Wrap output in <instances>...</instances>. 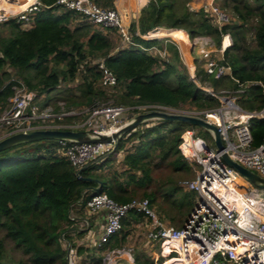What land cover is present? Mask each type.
<instances>
[{
	"label": "trees",
	"instance_id": "16d2710c",
	"mask_svg": "<svg viewBox=\"0 0 264 264\" xmlns=\"http://www.w3.org/2000/svg\"><path fill=\"white\" fill-rule=\"evenodd\" d=\"M40 1L45 6L36 13L30 28L22 29L13 20L0 24L9 29L7 36L0 34V109L17 83L10 79L7 69L15 71L26 87L39 96L59 90L61 82L73 81L80 66H83L81 81L74 87L60 89L55 97L64 99L66 110L92 107L109 100L125 106L157 103L175 108L217 107L218 99L191 80L175 42L166 37H141L156 33L158 28L160 33H170L172 28L183 31L181 43L187 55V38L208 36L219 47L221 36L229 34L232 43L224 51L221 62L230 66L231 75L216 79L195 59L194 77L202 84L208 83L213 92L222 87L241 90L238 104L243 110L264 108V0H223L222 7L230 9L234 18L221 27L204 9L190 11L186 6L190 0H147L137 21L129 25L137 45L115 52L103 30L93 28V24L77 13L55 6V0ZM92 1L114 8V0ZM249 32L252 44L245 40ZM153 48L164 51L165 56L149 52ZM90 58L103 59L115 75L114 92L98 85L100 72L97 64L88 65ZM60 64H64L63 69L58 68ZM51 99L47 96L41 105L51 106ZM52 108L59 109L56 105ZM82 116H68L66 120ZM167 124L172 126L166 128ZM188 125L156 120L154 124L134 129L119 139L111 154L81 171V178L76 177L75 168L58 154V140L25 142L0 151V232L3 233L0 264H68L66 241L81 257L79 264H103V253L120 249L129 234L125 228L144 221L143 214L130 211L122 219L120 230L107 242L86 247L71 241L69 211L79 201L84 207L87 200L99 193H106L120 203L139 195L147 198L151 206L159 192L166 198L173 196L180 188L176 184L160 183L154 189V173L163 167L174 173L189 172L198 166L180 149L182 133ZM249 125L252 146H258L264 140V117L250 118ZM190 129L199 137L206 133L212 140L208 131L196 126ZM129 141L133 144L126 148ZM122 151V169L104 172L116 160L114 155ZM194 201L195 193L187 191L178 204L186 205L190 211ZM7 240L12 248L5 244ZM16 251L21 256H16ZM163 252L170 253L167 246ZM134 261L154 264L138 255ZM167 261L166 264H178L175 259Z\"/></svg>",
	"mask_w": 264,
	"mask_h": 264
},
{
	"label": "built area",
	"instance_id": "2783aa9c",
	"mask_svg": "<svg viewBox=\"0 0 264 264\" xmlns=\"http://www.w3.org/2000/svg\"><path fill=\"white\" fill-rule=\"evenodd\" d=\"M22 5L25 7L17 8ZM54 5L79 14L105 34L115 30L120 36L121 48L137 45L132 40L129 25L115 8L99 6L92 0H55ZM44 6L40 0L26 3H21V0H0V24L13 20L22 29H28L33 25L36 13ZM204 10L218 27L229 22L230 17L214 5L205 6ZM136 34L139 35L138 32ZM230 45V35L223 34L217 49L220 58L203 61L202 68L208 75L216 79L231 75L230 66L221 62L224 51ZM156 54L165 56V52L160 50ZM208 55L204 53V57ZM94 63L100 72L101 85L114 87L116 77L104 65L103 59L98 58ZM190 78L197 85L194 74ZM198 87L218 99L219 105L196 109L157 103L125 106L108 102L79 111L63 108L55 111L51 106L41 105V95L37 96L22 81L17 80L13 94L0 114V140L16 133L45 129L82 130L90 137H111L134 116L152 111L206 120L219 128L224 150L217 151L213 142L211 144L197 136L193 129L182 133L181 152L200 166L194 179L184 180L181 184L186 191L195 193L194 204L182 225L175 228L163 223L147 198H132L120 203L106 193H99L87 200L84 206L88 213L104 211L105 223L97 245L107 242L120 230L122 219L130 211H135L144 216L146 240L151 245L159 244L163 255L167 246L170 252L177 254L174 257L181 258L185 264H264V189L246 181L221 158L225 152L233 161L264 178V140L253 147L249 127L250 118L264 117V108L246 111L234 99L220 97L210 88ZM81 114V120H66L68 116ZM114 149L113 138L107 142L63 139L58 140L56 146L58 154L76 171L87 163L101 161ZM238 179L242 182H237ZM77 203L81 204V201ZM71 211L69 218L72 221ZM69 246L68 242L67 263L73 264L71 259L74 250Z\"/></svg>",
	"mask_w": 264,
	"mask_h": 264
},
{
	"label": "rangeland",
	"instance_id": "374dc122",
	"mask_svg": "<svg viewBox=\"0 0 264 264\" xmlns=\"http://www.w3.org/2000/svg\"><path fill=\"white\" fill-rule=\"evenodd\" d=\"M124 1L127 2V3H125L127 5V9H128L127 12H131L130 14H131L132 20L136 19V17L139 16L141 8L145 5L144 3L147 2L146 0H124ZM222 1L223 0H190L186 3V6L188 7V9L190 11H198L200 9H204L205 6L214 5L220 11H222L226 15H228L230 17V19L231 18L233 19L234 17L232 15L230 9L222 7ZM26 2H29V1H26ZM126 5L124 7H126ZM124 12L126 13V11H124ZM127 17H128V13H127ZM93 28H96V26H94ZM8 30L9 29L7 27L0 25V34L1 35L7 36L9 34ZM155 31L161 32V29L158 28ZM155 31H153V32H155ZM162 34H163V37L169 38L171 41H173L177 44L179 52H180L181 60H182L183 64L185 65L187 73L189 74L190 77H191V74L195 75V67H196L195 66V59L198 60L199 66L202 68V64H203V61L205 59H208V58L209 59H215L217 57L220 58V53L217 51V49L219 47H216L215 42L212 40L211 37L197 36L194 40L187 38V45H186V52L188 53V55H187L185 53L183 45L181 43V41H182L181 37L184 34L183 31H180L179 29H173L172 28L170 33L167 32V33H162ZM149 35H151V36H149ZM154 35L155 34H149L148 33L146 35H143L142 38H151ZM108 37H110L114 47H117L118 49L121 47L120 36L115 32V30H112L111 33H109ZM251 37H252V34L250 32L246 34L245 40L248 44H252ZM231 43H232V40H231ZM156 51L157 50L155 48H153L149 52H151L152 54H156ZM113 52H115V50ZM204 53H209L208 57H204ZM96 60H98V59L97 58H90L88 60L89 61L88 65L93 64ZM58 68L63 69L64 64H60ZM7 70H9V72H10V74H9L10 79L22 81L20 79L19 75L15 71L10 70V69H7ZM82 70H83V66H80V69L77 73L76 78L70 82H61L59 88L63 89L66 86H68V87L69 86L70 87L76 86L82 79ZM100 84H101V82L99 81L98 85H100ZM201 84L202 83L197 82V85L201 86L204 89L210 88L208 86V83L207 84L204 83L202 85ZM106 89L108 90V92H114L113 90H116V88L113 89L111 87H106ZM59 90H55L50 94H45V93L41 94V104L43 103V101L46 100L47 96H50V97H52V99L50 100L52 107H54L56 105L57 108L59 107L58 110H60V108H63L64 110H66V105H64L65 104L64 99H62V100L55 99L58 92H60ZM215 93H217V95L220 97L224 96L226 98L234 99L235 102L238 104V97H239L240 92H237L236 90H234L230 87H222L221 89L218 90V92H215ZM38 99H40V97H38ZM55 100H57V101H55ZM109 103H114V102L112 100H109ZM6 104H4L3 107L0 109V114L3 111L4 107L6 106ZM71 109L79 111V110H82L84 108H82V107L81 108L71 107ZM82 118H83V116L79 119L81 120ZM70 120L74 121V120H78V119L73 118ZM155 121H156V119L149 120L147 122L142 123L137 128H142L144 126L154 124ZM171 126H172V124H167L166 128H169ZM190 127H191V125H188V128H186L185 130H189ZM196 128L198 129L200 127L196 126ZM200 136L204 137V139L206 138V141L212 144L213 141L210 139V137L207 136L206 133H201ZM54 140H56V139H54ZM131 144H133L132 141L127 142L125 145L126 148H130ZM123 153L124 152L122 151L118 154H115L114 156H115L116 160L104 172H106V173L111 172L112 173V172H114L113 170H115V171L121 170L122 165H121L120 161L123 157ZM199 170H200V166L198 165L195 168H192L191 171H189V172L183 171V172H179V173H174L171 170L163 167L162 169H160L159 171L154 173V177L156 180V183H155L156 186L154 187V189L156 187H158L157 185H159L160 183H168V186H171V184L172 185L176 184L180 188L177 193H175L173 196H171L169 198L164 197L162 194H160V192L157 194L158 198L156 199V202L153 204V208L155 210V213L158 215V217L161 219V221L163 223L170 225V226H173L175 228H179L182 225V223L185 221V219L189 213V210H187V207H185L186 205L181 207L178 203H179L182 195L187 191L182 187L181 184H182V181H184V180L194 179L195 176L197 175V173L199 172ZM165 188H167V187H165ZM138 192H140V190ZM134 198L140 199L141 197L138 195ZM71 215H74V211H72L70 213V216ZM137 224H132L131 226L125 228V230L128 229L129 236L126 238V241L123 245V248L120 249V251H118V250L115 252L114 251H110V252L107 251V252L103 253V256H104L103 264H110V259L112 260V262L114 264H127V263L136 264L134 262V256L135 255H138L141 260L146 259L148 262H153L154 264H165L164 261L168 256H172L173 254L177 256V254L175 252L174 253L170 252L167 256L165 254L163 255L162 250L160 248L161 246L159 247L157 244L151 245L150 243H147V240H146L147 227L145 226V223L140 221ZM2 235H3V233L0 232V237ZM72 239H73V237H72ZM5 244L9 245V247L12 248V243L10 241L7 240ZM66 244H65V248L67 249L68 247L66 246ZM16 256H18V257L21 256V252L16 251ZM160 258H162L161 262L159 261ZM168 262L169 261H167V263ZM178 263L183 264L181 258H179Z\"/></svg>",
	"mask_w": 264,
	"mask_h": 264
},
{
	"label": "water",
	"instance_id": "95a60500",
	"mask_svg": "<svg viewBox=\"0 0 264 264\" xmlns=\"http://www.w3.org/2000/svg\"><path fill=\"white\" fill-rule=\"evenodd\" d=\"M153 119L171 121V122H175V121L182 122L185 124H189L191 126L200 127L208 131L211 135H213V143L217 148V151L223 152L224 150V145L222 142L220 130L216 125L201 118H197L193 116L180 115V114H166L163 112L152 111L134 116L111 137L103 136V135H99L97 137H90L86 131H82V130H78V131L63 130V129L35 130L28 133H16L0 140V151L20 143L33 142V141L45 140V139H50V140L69 139L79 142H107L110 141L111 138H113L115 140V147H116L119 139L124 134L133 131L142 123ZM221 158L225 164L236 170L243 178H245L246 181L252 183L258 188L264 189V178L260 177L256 173L248 170L247 168L233 161L225 152L222 154ZM89 166L90 163H87L79 170H77L75 173L76 177L81 178L80 172ZM86 179H90V178H86Z\"/></svg>",
	"mask_w": 264,
	"mask_h": 264
},
{
	"label": "crops",
	"instance_id": "0c3cea01",
	"mask_svg": "<svg viewBox=\"0 0 264 264\" xmlns=\"http://www.w3.org/2000/svg\"><path fill=\"white\" fill-rule=\"evenodd\" d=\"M125 3H127V2H125L124 0H121V1L120 0H114V8L119 11V13L124 18L125 22L129 25L132 21H137L138 16L136 17V19L132 20V17L130 14L131 12H127L128 9H127V5ZM125 5H126V7H124ZM124 11H126V13ZM127 13H128V17H127ZM111 31L112 30H110L107 35H109V33H111ZM114 49H117V47H114ZM72 211H74V215H71V219H72L71 223L72 224L70 225L71 230L69 232V234L71 236V241L76 245H83L86 247L97 245L99 236L102 232L103 225L105 223L104 211L99 210V211L94 212V213H88L87 210L84 207H81V205L79 203H75L73 205ZM144 221H145V219H144ZM144 221H142V222H144ZM134 224H137V223H134ZM145 226H146V224H145ZM128 236H129V234L127 235V237ZM72 237H73V239H72ZM66 243H68V242L66 241ZM147 243H148V241H147ZM157 245L160 247L159 244H157ZM66 246H67V244H66ZM122 248H123V246L120 249H122ZM120 249L114 248L113 251L114 250L120 251ZM73 250H74V254H73L71 260H72L73 264H78L81 257H78L76 255V251L74 248H73ZM66 251H67V249H66ZM109 251H111V250H109ZM166 259H169V258L167 257ZM110 264H114L111 259H110ZM127 264H130V263H127Z\"/></svg>",
	"mask_w": 264,
	"mask_h": 264
},
{
	"label": "bare ground",
	"instance_id": "6f19581e",
	"mask_svg": "<svg viewBox=\"0 0 264 264\" xmlns=\"http://www.w3.org/2000/svg\"><path fill=\"white\" fill-rule=\"evenodd\" d=\"M26 1H32V0H21V3H25ZM25 7V5L23 6H20V7H17L18 9H22V8H24ZM155 35L153 36V37H151V38H161V37H163V34L162 33H160V32H157V33H154ZM149 36H151V35H149ZM237 182H242V180H240V179H238L237 180ZM169 259H175L176 261H177V263H178V260H179V258H175V257H170ZM168 259H166L164 262H166ZM179 264V263H178ZM183 264H185V263H183Z\"/></svg>",
	"mask_w": 264,
	"mask_h": 264
},
{
	"label": "clouds",
	"instance_id": "9594fccd",
	"mask_svg": "<svg viewBox=\"0 0 264 264\" xmlns=\"http://www.w3.org/2000/svg\"><path fill=\"white\" fill-rule=\"evenodd\" d=\"M130 25V24H129ZM141 36V35H140ZM142 37V36H141ZM121 48V47H120ZM118 49V48H117ZM114 50H116V49H114ZM70 228V227H69ZM111 251H113V250H111ZM67 252V251H66ZM110 252V251H109ZM67 254V253H66Z\"/></svg>",
	"mask_w": 264,
	"mask_h": 264
}]
</instances>
